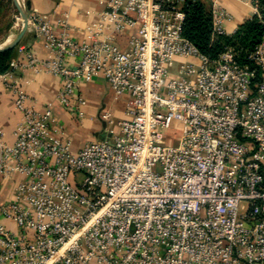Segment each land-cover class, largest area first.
I'll list each match as a JSON object with an SVG mask.
<instances>
[{
  "label": "built area",
  "instance_id": "2783aa9c",
  "mask_svg": "<svg viewBox=\"0 0 264 264\" xmlns=\"http://www.w3.org/2000/svg\"><path fill=\"white\" fill-rule=\"evenodd\" d=\"M184 2L107 0L91 41L30 14L49 49L30 63L60 79L66 110L83 116L96 77L131 98L108 139L74 150L52 104L10 82L23 119L12 143L0 129V180L15 182L0 264H264V36L244 61L212 60L183 33ZM212 17L228 34L222 2Z\"/></svg>",
  "mask_w": 264,
  "mask_h": 264
},
{
  "label": "crops",
  "instance_id": "0c3cea01",
  "mask_svg": "<svg viewBox=\"0 0 264 264\" xmlns=\"http://www.w3.org/2000/svg\"><path fill=\"white\" fill-rule=\"evenodd\" d=\"M29 1L28 15L39 14L55 26L57 34L62 32L61 21L67 20L69 32L80 41H91L92 29L99 23L100 14L105 10L107 0H20ZM215 0H207L212 6ZM222 2L232 14L233 19L227 21L228 34H233L246 20L254 16L253 7L246 0H217ZM9 10L13 18L16 17L18 7L15 0H0L1 10ZM14 24V23H13ZM9 26V25H8ZM12 25L3 28L0 22V39L4 40L12 29ZM130 34H117L115 42L127 46ZM18 51L12 67L15 69V78L7 79L0 74V129L4 132V140L15 141V131L22 122L23 113L17 108L14 94L9 84L11 81L19 83L33 99L38 110H45L52 104L54 113L63 123L67 134L73 141V149L79 150L87 143L105 140L110 137L113 128L112 121L127 118V109L130 94L118 95L102 78L96 77L93 81L83 83L80 92L86 103L82 106L83 116L74 111L66 110L56 100L61 81L58 77L46 72L40 65L31 64L28 52L43 60L49 56V49L42 38H39L33 20H29L28 30L21 42L16 46ZM13 180H0V195L2 200L11 198L14 192ZM11 227L10 221L0 218Z\"/></svg>",
  "mask_w": 264,
  "mask_h": 264
},
{
  "label": "trees",
  "instance_id": "16d2710c",
  "mask_svg": "<svg viewBox=\"0 0 264 264\" xmlns=\"http://www.w3.org/2000/svg\"><path fill=\"white\" fill-rule=\"evenodd\" d=\"M259 13L242 23L233 34H215L212 6L207 0H185L186 19L183 33L210 59L216 60L232 49L244 61L248 52L255 49L264 36V0H257ZM29 6V1H27ZM17 47L0 52V74L12 68Z\"/></svg>",
  "mask_w": 264,
  "mask_h": 264
},
{
  "label": "water",
  "instance_id": "95a60500",
  "mask_svg": "<svg viewBox=\"0 0 264 264\" xmlns=\"http://www.w3.org/2000/svg\"><path fill=\"white\" fill-rule=\"evenodd\" d=\"M15 3L17 5L19 11H20L21 28L13 40H11L9 43L0 44V52L6 51V50H11V49L15 48L21 42L24 34L28 30V24H29L28 9H29V6H27V9H26L21 4L20 0H15Z\"/></svg>",
  "mask_w": 264,
  "mask_h": 264
},
{
  "label": "rangeland",
  "instance_id": "374dc122",
  "mask_svg": "<svg viewBox=\"0 0 264 264\" xmlns=\"http://www.w3.org/2000/svg\"><path fill=\"white\" fill-rule=\"evenodd\" d=\"M21 2V1H20ZM26 9H27V1H25L24 3L22 2L21 3ZM9 10H4L2 9L1 12H0V22L2 24V27L3 28H7L9 27L10 25H12V27H17L18 30H20L21 28V23H20V11L19 9L17 10V14H16V17L13 18L11 14H9ZM17 21V22H16ZM14 23V24H13ZM9 25V26H8ZM14 25V26H13ZM2 33V32H1ZM0 33V34H1ZM2 35V34H1ZM4 40H1L0 39V44H3ZM173 139H177L179 138V133H169Z\"/></svg>",
  "mask_w": 264,
  "mask_h": 264
},
{
  "label": "bare ground",
  "instance_id": "6f19581e",
  "mask_svg": "<svg viewBox=\"0 0 264 264\" xmlns=\"http://www.w3.org/2000/svg\"><path fill=\"white\" fill-rule=\"evenodd\" d=\"M23 2V1H22ZM17 22V21H16ZM14 26V25H13ZM18 28L17 27H13L12 29H10V32L7 34V36L5 37L4 39V44L5 43H9L11 40H13L15 38V36L17 35L18 33Z\"/></svg>",
  "mask_w": 264,
  "mask_h": 264
}]
</instances>
